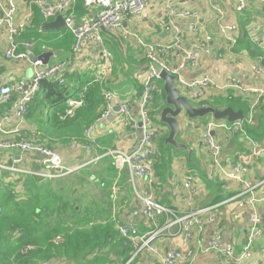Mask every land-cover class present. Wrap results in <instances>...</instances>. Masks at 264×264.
<instances>
[{
	"label": "crops",
	"instance_id": "0c3cea01",
	"mask_svg": "<svg viewBox=\"0 0 264 264\" xmlns=\"http://www.w3.org/2000/svg\"><path fill=\"white\" fill-rule=\"evenodd\" d=\"M8 1L0 0L3 4ZM15 2L21 11L30 13L32 17L31 26L14 38L19 44L18 52L26 51L29 56L35 57L52 53L48 65L69 62L66 68L69 73L86 74L93 76L94 80H99L98 72L105 60L101 52L89 48L83 54L78 53L73 60L71 54H73L75 38L65 28L64 23L62 29L47 30L44 25L54 22L57 17L45 21L32 0H15ZM75 2L76 0H72L69 14H72L78 23L89 24L97 10L85 9L83 6V15L78 17L74 9ZM237 4L238 0H177L179 8L197 13L196 31H193L191 21L186 19L175 20L173 28L164 31L159 21L162 19L161 13L166 10L165 4L163 0H150L146 18L133 17L113 33L101 32L102 46L109 58L102 81L104 82L102 98L99 99L92 116L85 121H76L74 124H82V127L76 130L65 132L61 130L55 134L50 133L49 128H44L46 138L36 137V143L50 144L63 164L75 169V173L60 179L41 180L35 175L45 166L46 160L45 157L40 159L41 154L25 153L18 149L0 150L2 184H12L17 194H24L23 180L27 177L36 188L37 194L41 195L48 220H56L62 212L70 218V222L76 221L77 227L74 231L85 233L83 243L87 242L89 246L88 260L92 261L97 254H103L99 262L88 264H104L110 261L111 264H124L134 255L131 264H160L161 257L173 250L180 252V264H264V208L240 207L238 201H232L235 195L249 188L255 187V195L264 190V154L258 157L251 156L250 143L236 134H229L226 131L211 132L223 147L222 170H229L236 164H242L244 168L238 180L225 179L222 172L213 166L206 147L201 143L203 135L207 132V125L216 121L212 117L183 119L176 141L190 150V157L185 148L175 149L165 144L169 130L160 123L161 111L165 106L163 82L160 79L158 85L161 91L150 108L152 122L159 128L157 136L151 142L159 153L154 161L151 176L147 179H134L125 167L120 166L121 162L116 157L105 155L110 149L126 154H131L141 147V150L143 149L142 133L133 131L126 124L119 126L116 122L119 117L118 112L113 111L120 104L128 103L131 117L138 121L142 84L146 76V60L145 49L139 46L133 36H137L145 44L165 48L159 53V58L164 64L181 65L180 76L186 81L208 75L217 82L234 78L245 87L264 89V70L261 73L255 70L257 66L264 69V51L253 42L258 40L264 44L263 7L258 0H247L246 8L242 12H237L235 9ZM230 25L237 27V31L226 34L234 39V44H231L220 30L222 26ZM253 29L256 30L252 34L254 37L250 35ZM127 32L132 36L127 37ZM24 34H33V37L26 39ZM52 37H56L57 44L66 39L62 46L52 50L46 46ZM177 37L181 39L178 47ZM207 38H209V53L201 49ZM25 42H30L32 48L26 50L22 46ZM8 44L9 39L5 29L0 28V76L10 78L11 82L30 78L28 62L5 60L4 53ZM186 52L195 54L198 63L191 65L185 57ZM73 78L78 79L76 76ZM175 87L179 95L187 99L194 108L211 107L209 106L211 100L214 99L212 104L217 100H225L229 92L235 97L245 98L248 104L254 100L253 96L245 97L228 90L199 101L193 99L176 84ZM105 93L113 97L112 112L110 117L96 123L94 119L98 116L99 109L101 115L105 109L106 104L103 99ZM42 101V94H38L29 105L28 114L21 122L12 118L9 105L1 106L0 117L3 118L9 113L12 122L5 127L6 133L0 132V141L15 143L27 139L30 133L37 134L42 127L41 118H45L44 112L40 109ZM86 124L91 128L89 135L84 133ZM262 142L256 143L261 145ZM2 174L6 176L3 178ZM186 175L193 178V185L197 190L191 206L182 202L187 196L182 186ZM143 192L151 193L156 203L176 211L179 215L201 208H210L212 212L217 213V221L202 230L194 229L192 238L188 242L181 237L162 234L153 242L155 253L145 250L136 252L132 241L121 236L118 226L131 224L136 228L138 236H141L158 230L168 220L166 216L155 221H150L142 215L131 216L132 211L140 210L137 194ZM216 198H221V201L214 203ZM255 214L262 217V234L253 245L251 257L237 261L236 258L243 251L251 218ZM216 232L221 236L222 246L227 241L231 242L233 260H226L207 250V244ZM64 238V234H59L52 242L60 245L64 242ZM99 238H109L101 248H97ZM30 247L32 249V246ZM43 264H80V262L60 257Z\"/></svg>",
	"mask_w": 264,
	"mask_h": 264
},
{
	"label": "built area",
	"instance_id": "2783aa9c",
	"mask_svg": "<svg viewBox=\"0 0 264 264\" xmlns=\"http://www.w3.org/2000/svg\"><path fill=\"white\" fill-rule=\"evenodd\" d=\"M263 7L264 0H258ZM166 10L161 13L162 19L159 24L164 31H170L173 28L174 21L177 19H186L191 21L193 31H196L198 15L195 11L179 8L177 0H163ZM32 3L37 8L42 19L50 20L58 16L64 19L65 28L74 36L75 44L72 49L73 54L80 53L83 46L93 51L101 52L104 61L101 64V70L98 72L99 83H102L105 75L107 59L109 55L104 51L102 46L101 32L112 33L121 29V26L128 19L133 17L146 18L150 7V0H83L85 9H96L93 19L89 24H80L77 22L72 14H69L72 0H58L56 2H49L48 0H32ZM247 6V0H238L236 6L237 12H242ZM32 22L30 13L21 11L19 5L15 0H9L6 4L0 2V28L5 29L9 39L8 47L4 53L6 61H15L27 63L30 66L31 76L28 79L11 82L10 78L0 76V107L9 105L11 107L12 118L21 122L28 113V107L33 101L34 97L40 90L42 82L49 81L62 85L65 83L64 76L68 71L66 68L69 62H62L59 64H52L44 66L42 62L36 59L32 62L26 51L18 52L19 44L14 41L16 36L25 32ZM221 32L225 34L231 44H234V39L227 36L228 32L237 31L234 25L222 26ZM255 29L250 32V35L255 33ZM127 37L132 35L127 32ZM139 46L145 49L144 59L146 60V76L142 84V93L139 103L138 121L131 117V108L128 103L120 104L118 107L117 124L122 126L127 125L133 131H140L142 133L143 149L126 154L116 149H110L105 153L106 156L116 157L121 163V167H125L134 179H147L152 174L154 161L157 159L159 153L157 148L153 147L151 142L157 136L159 128L155 126L151 119L150 108L156 96L161 91L158 85L159 74L164 71L174 77L177 87L185 90L189 96L195 100H204L213 94L223 93L228 90H233L245 97L253 96L254 100L248 104V114L241 121L228 123L225 120L213 121L207 125V132L203 135L202 144L206 147L211 163L214 167L222 172V175L227 180H238L240 175L244 172L242 164H236L229 170H222V145L211 135L214 131H226L229 134H236L244 141L250 143L251 156L258 157L264 154V140L259 145L253 141L246 131V126L253 124V119L258 105H264V89L249 88L243 86L234 78H227L223 82H217L211 76H203L201 78L186 81L180 76L182 69L181 65L171 66L164 64L159 58V53L165 48H158L154 45L145 44L137 36H133ZM209 38L201 45V49L205 53H209L208 48ZM181 39L177 37L176 46L180 45ZM258 48L264 51V44L258 40H254ZM258 42V43H257ZM22 46L29 50L32 48L30 42H25ZM185 57L191 65L198 63V57L192 52H186ZM255 70L261 73L264 69L257 66ZM72 84L69 87L72 88ZM84 92V91H83ZM183 92V93H184ZM185 94V93H184ZM105 101V109L96 123L101 119L110 117L112 112L113 97L109 93L103 95ZM84 107L83 93L78 99H69L67 101L66 115H72L75 110ZM11 115L0 117V132L6 133L5 127L12 122ZM91 128H88L86 134L89 135ZM1 149H18L21 152H36L45 157V166L42 170L35 173L41 180L60 179L75 173V169L65 166L60 156L53 150L45 148L43 145L36 143L35 134L30 133L27 139L19 142H1ZM0 168L2 166L0 165ZM212 170V169H211ZM210 175L213 177L212 171ZM214 179V178H212ZM193 178L186 175L183 178L182 186L187 192L186 198L182 200L187 206H191L193 200L196 198L197 190L193 185ZM254 189L249 188L244 190L232 198V201H238L240 207L249 206L250 208L263 207L264 208V190H261L258 195L254 194ZM140 202V210L132 211L131 216L142 215L150 221L166 216L167 221L155 231H150L148 234L138 236L136 228L131 225L118 226L121 236L132 241L136 252L145 250L155 253L153 247L155 239L162 234H169L172 237H181L185 242H188L193 235V230H202L205 227L214 224L217 221V213L212 212L210 208H201L196 211L179 215L176 211L165 208L153 200L151 193L143 192L137 194ZM262 217L260 215H253L250 221V226L245 237V243L242 253L236 258L237 261H242L251 257L252 249L255 241L262 234ZM172 230V233H170ZM221 236L218 232L214 233L212 239L207 244V250L217 254L219 257L226 260H233V248L230 241L223 245ZM135 256V255H134ZM134 256L127 260L124 264H131ZM181 254L178 251H168L161 257L160 264H180Z\"/></svg>",
	"mask_w": 264,
	"mask_h": 264
},
{
	"label": "trees",
	"instance_id": "16d2710c",
	"mask_svg": "<svg viewBox=\"0 0 264 264\" xmlns=\"http://www.w3.org/2000/svg\"><path fill=\"white\" fill-rule=\"evenodd\" d=\"M74 9L79 15L78 17L83 15L82 0H76ZM24 35L26 39L33 37V34ZM65 39L57 44L56 37H52L46 46L54 50L62 46ZM74 76L78 79H74ZM64 80L65 83L62 85L49 81L42 82L37 95L42 94L43 101L40 104V109L44 112L45 118H41L42 131H37V134L33 133L35 138L38 136L45 137L44 128H49V132L55 134L61 130L65 132L81 128L82 124L74 123L90 118L99 103V99L102 98L104 82L99 83L93 79V76L74 75L67 71ZM69 84L73 85L72 88L69 87ZM81 93H83L84 107L75 110L70 116L66 115L67 101L71 98L78 99ZM162 95H164L163 92ZM212 102L214 99L210 101L209 106L211 107L214 106L218 109L230 107L234 111H241L244 117L248 114L247 100L242 97H235L231 92L228 93L227 99L217 100L215 104ZM99 114L95 117L94 122L101 116ZM89 127L90 125L86 124L85 134ZM246 131L253 141H263L264 105H258L253 124L246 126ZM40 144L53 150L50 144L44 142H40ZM5 176L6 174H2L1 177L4 178ZM2 183L3 179H0V264H43L53 258L60 257L78 260L80 264L100 261V258L103 257L102 253L97 254L94 260H88L89 252L87 249L89 246L87 242L83 243L85 233L74 231L77 227L76 221L70 222V218L62 212L56 220H48L41 195L37 194L36 188L30 183L29 178L26 177L23 180L24 194H17L14 185H3ZM220 201L221 198H216L214 203ZM59 234L65 235L64 242L55 245L52 241ZM108 239L99 238L97 248L103 247ZM104 264H111V261Z\"/></svg>",
	"mask_w": 264,
	"mask_h": 264
},
{
	"label": "water",
	"instance_id": "95a60500",
	"mask_svg": "<svg viewBox=\"0 0 264 264\" xmlns=\"http://www.w3.org/2000/svg\"><path fill=\"white\" fill-rule=\"evenodd\" d=\"M63 23V18L59 16L54 22L46 23L44 27L47 30H59L63 28ZM52 55V53H45L38 57L30 55L29 59L32 62L38 59L44 66H46L49 64V60ZM159 79L163 82V91L165 93V106L161 111L160 123L166 126L169 130V134L165 139V144H168L175 149L178 147L185 148L189 157L191 155L190 150L176 141L179 134V127L183 124V119L193 120L212 117L216 121L225 120L229 123L244 119L241 111H234L230 107L225 109H218L214 107L194 108L187 99L179 95L178 90L175 87L174 77L172 75L162 71L159 74ZM113 111L114 113H117L118 107ZM38 155L39 154H37V156ZM40 159H44V156L40 155Z\"/></svg>",
	"mask_w": 264,
	"mask_h": 264
},
{
	"label": "rangeland",
	"instance_id": "374dc122",
	"mask_svg": "<svg viewBox=\"0 0 264 264\" xmlns=\"http://www.w3.org/2000/svg\"><path fill=\"white\" fill-rule=\"evenodd\" d=\"M113 32H115V31H113ZM113 32H112V33H113ZM102 36H103V33H102ZM85 50H88V48H87L86 46H83L80 52L83 54V52H84ZM71 55L73 56V60H74V58H75V56H76L77 54H71Z\"/></svg>",
	"mask_w": 264,
	"mask_h": 264
}]
</instances>
